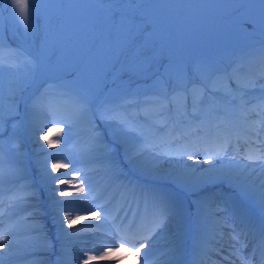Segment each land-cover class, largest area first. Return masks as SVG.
I'll return each mask as SVG.
<instances>
[{"label": "snow or ice", "instance_id": "obj_1", "mask_svg": "<svg viewBox=\"0 0 264 264\" xmlns=\"http://www.w3.org/2000/svg\"><path fill=\"white\" fill-rule=\"evenodd\" d=\"M11 3L10 15L17 32H20L22 26L21 35L25 41H33L35 51H29L21 44L9 43L14 37H0V76L5 80L8 77V95L7 98L4 95L0 102V196H3L4 185H8V195L0 199V209L3 210L0 211V229H3L0 230V264H5V256L17 258V264L20 260L23 264H46L39 257L56 244L60 245L59 255L63 257L64 239L76 236V233H69L65 228V222L68 226L74 222L65 205L79 204L82 199L79 194H84L83 199L86 201L79 210L91 211L93 206L98 209L95 215L99 219L93 227L105 228L106 237L111 235L120 240L118 248L105 249L102 245L92 249L97 255L85 252L86 258L82 264L108 260L113 252L118 251L138 258L143 256L145 261L152 257L155 264H159L157 241L170 230L172 221L180 215L184 198L189 194L195 195L196 188L204 193L209 187L217 189L220 186L229 190L227 195H234L241 202L252 201L259 207L261 217L259 224L255 225L233 201L235 214L243 227L240 232L233 230L229 234L231 240L239 242L244 238L242 247L247 248V237L258 232L259 243L253 246L247 256L242 255L241 248L236 244L230 245V248L242 264H257V260L259 264H264V139L260 138L264 135V40H258V46L251 48L225 69L212 72L210 77L215 78L210 79L208 84L183 86L171 95L145 101L146 111L156 120L163 121V124H149L148 115L140 123L139 115L134 117L127 111L132 105L125 106L104 96L106 91L116 87L115 82L108 83V77L118 70L121 57H124V64L128 66L119 69L121 74L117 79L123 80L130 73L140 70L136 63L128 64L126 55L147 31L144 29L139 35H134L137 30L133 21L137 17L114 14L121 15L112 44L115 62L107 77L101 79L97 76L87 86H81L78 83L62 82V77L42 76L35 54L39 51L41 36L33 28V0H11ZM256 6L260 17L259 31H264V0H250L248 3L231 6L237 9L232 14V25L239 40L244 39L245 28L256 30L250 18ZM36 23L39 25V20ZM74 75L71 73L70 77ZM222 82L227 83L222 88L216 86ZM33 88L34 91L25 99V93ZM250 95L256 100L251 107L252 101L247 99ZM20 103L24 104V115L27 118L21 121L20 126L26 123L36 133L37 140H43L46 135L45 121L64 125L68 129L61 140L45 141L48 147H53L54 143L56 146L72 143L75 136L79 135L74 129L81 122H87L91 126L88 156L91 162L102 166L108 177L105 187L95 191L87 179L88 173H84L86 179L80 182L77 196L71 202L57 199V196L65 195L64 190L51 188L52 196L49 199L54 231L49 234L47 226L28 225L29 235L23 244L13 239L18 225L11 222L12 217L18 214V210L37 208L34 201L38 184L54 183L60 177L52 176L45 164L43 170H37L40 172L39 181L33 179L31 184L19 183L21 179L27 178L24 175L27 169L19 151L20 126L11 122L19 117ZM237 112L245 118L254 115L259 121L252 125L251 135L245 137L244 142L248 147L243 153L238 143L240 137H235L234 144L233 136L228 131L230 117ZM37 117L41 118L38 124L33 122ZM9 124L12 130L5 139V127ZM101 126H104V131L97 134ZM158 133L164 135L158 136ZM39 147L43 151L44 145L40 144ZM47 155L54 157L52 153ZM214 160L222 164V167H211ZM76 163L79 161L53 163L51 169H68L71 165L75 170ZM201 163L210 165L203 171L211 175H196L198 170L195 165ZM113 186L115 194L108 197ZM89 196L92 206H87ZM97 200L102 202L96 203ZM114 201L116 207L114 212H110L109 208ZM188 207H194L191 201ZM101 212L104 216L100 215ZM30 218L37 219L38 213L32 212ZM75 219L79 220L80 217ZM5 221L9 223L6 225ZM56 264H63V260L58 259Z\"/></svg>", "mask_w": 264, "mask_h": 264}, {"label": "rangeland", "instance_id": "obj_2", "mask_svg": "<svg viewBox=\"0 0 264 264\" xmlns=\"http://www.w3.org/2000/svg\"><path fill=\"white\" fill-rule=\"evenodd\" d=\"M129 1L134 3V0H118L116 4L124 6ZM143 1L133 7L125 6L123 8L122 6L115 12V14H129L137 17L133 21L137 30L134 35H139L140 31L147 29L136 45L126 53L128 64L136 63L139 65L140 70L138 73L141 78H147V81L140 82L135 78V73H130L128 77L123 79L126 84L117 85L118 87L110 88L104 93L105 97L116 100L119 90L127 89L128 86L133 85V89L127 94L125 105L135 102L134 107H138L148 99L155 100L159 96L165 95V89L169 88L167 86L168 83L172 89L208 84L210 79L215 78L214 76L210 77L212 72L225 69L230 63L249 52L251 48L258 46V40H264V31H259L260 17L258 6L252 9L253 15L250 17L252 23L256 25V30L245 28L244 39L242 40H239L240 38L234 34L232 14L236 13L237 9L231 6L248 3L250 0ZM251 2H259V0H251ZM33 5V28L41 36V42L44 36L47 35L49 37L52 35L55 24L60 23L59 33L42 69L43 77H62V82L78 83L81 86H87L97 76L101 77V79L105 76L107 77L106 73L111 70V66L116 59L110 45L113 44L115 39L116 26L119 24L121 15H115L114 19L111 20L113 13L108 8L100 6L95 0H61L60 13H62V18L58 21L56 19L59 15V7L55 0H33ZM11 11V0H0V37H14L8 42L21 44L25 49L35 51L33 41H25L23 35H21L23 32L22 26L20 32H17L16 25L10 15ZM46 17L48 19L47 22L45 21ZM37 20H39V25L36 23ZM5 29H7V32H5ZM39 51L35 54L38 55ZM162 56L165 57L163 64H158L159 62L155 64L153 62L155 58L158 60L163 58ZM120 65L124 68L128 66L124 64V57H121ZM71 73H75V75L70 77ZM77 77L79 79H76ZM225 83L227 82L217 83L216 86L222 88ZM102 86L103 84L101 83L100 87ZM149 87L154 88L156 91L153 94H147L146 89ZM6 93L7 80L0 76V102H2ZM247 99L252 101L251 95ZM255 102L256 100L252 103V106L255 105ZM134 111L131 112L133 116L137 115L136 110ZM144 114L148 115L149 124H152L154 117L148 111H145ZM231 118L229 128L235 124V120L241 118L247 120L248 116L245 118L237 112ZM35 119L34 123L38 124L41 122L40 117ZM48 119L51 120V117ZM22 120L23 117L19 113V117L12 121L11 124L20 126ZM44 123V133L46 135H44L43 140H37L36 133L32 130L30 132L29 127L26 126L27 129H24L23 126L19 127V138H21L19 139V151L27 169L25 174H28V176L25 180L29 183H33V179L39 181L40 172L37 170H43V168L38 169L32 156L45 154L46 149L50 148L45 144V141L51 140L55 142L61 140L68 131L64 125L52 124L47 121ZM11 124L5 127V139H7L8 134L12 130ZM85 125L90 128L87 122H81L74 129V132H80V128L85 127ZM48 128H51V131H48ZM26 131L28 132V137L31 134L29 138L26 137ZM157 135L163 136L164 133H158ZM27 138L29 146L25 145ZM40 144L44 145L43 151L39 147ZM53 147L65 152L62 154L55 152L54 157H52L55 161L54 163L60 164L61 162L68 163L69 160L76 161V159L78 161L81 159V163H84L86 161L84 154L89 146L80 148L77 138H74L72 143L67 145L61 143L59 146L54 143ZM28 154L30 157L27 158ZM28 160H30V164ZM51 164L53 163L46 164L48 171L52 176H59L60 179L54 183L38 184L37 194L43 197L52 196L50 188H54L58 182L66 180L65 174H63L67 173L66 171H69L71 176H75L78 173L80 175V172L76 170L77 168L75 167L76 169L74 170L71 165L68 169L53 171ZM6 189L8 190L7 184L4 187V191ZM197 192H200L199 188L195 189V193ZM189 195L185 198H188ZM0 199L3 198L0 197ZM40 199L38 198L35 201ZM61 200L64 199L62 198ZM185 203L184 205L187 207L188 202L185 201ZM47 223H49V227H47L49 229L51 222ZM79 223H82V221ZM72 225L74 224L72 223ZM67 227L65 226V228ZM84 230V227L80 230L78 229L77 231L80 232H77L76 235L87 233ZM52 231L54 229L48 230V233L51 234ZM91 233H95V231ZM66 242L70 241L66 240ZM51 251L52 248L48 253ZM211 255L216 256L214 253Z\"/></svg>", "mask_w": 264, "mask_h": 264}, {"label": "bare ground", "instance_id": "obj_3", "mask_svg": "<svg viewBox=\"0 0 264 264\" xmlns=\"http://www.w3.org/2000/svg\"><path fill=\"white\" fill-rule=\"evenodd\" d=\"M60 1V0H59ZM116 1L118 0H107V3L114 7V8H120L123 5H117ZM138 1H143V0H138ZM54 2V1H53ZM144 2V1H143ZM117 5V6H116ZM133 3L129 2V6H132ZM47 17H46V22H47ZM55 38V32L51 36H44L41 42V48L40 51L37 55L41 69L43 68V63L45 60V56L47 55L48 51L51 50L52 48V40ZM117 71H115L111 77H108V83H112L113 81L117 80V77L120 75V66L117 67ZM237 118V117H236ZM238 121L235 125L237 129H251L247 127V123H250V126L252 127L253 124H255L252 120H245V119H237L235 122ZM261 139H264L262 136L260 137ZM232 154V153H231ZM230 154V155H231ZM185 163L191 164V161H185ZM210 165L206 163H201L195 165V168L198 170L196 175L200 176L203 175L205 177L211 175L209 172L203 171L204 169H208ZM213 168H220L222 167V164L217 163L215 160L213 161V165L211 166ZM86 169V170H84ZM84 169L80 170L82 173L80 175L75 174V176H71L69 171H66L67 174H65L66 180L63 182H58L54 188H59L65 191L64 196H57V198H63L64 201L71 202L73 201L76 196H77V188L80 186V182L82 180H85L86 177L84 176V173H88L87 179L91 181V185L93 190L95 191H100L102 190L108 180L107 175L105 174L104 169L102 166L100 167H95V166H86ZM99 169V171H97ZM95 171V172H93ZM51 189V188H50ZM198 189V188H197ZM211 190V187H209L206 192H209ZM219 190L222 192H228V189H223L221 186L217 189H213L211 191ZM86 192H88V189L86 187ZM71 193V194H69ZM205 193V192H204ZM115 194V191L113 188L108 192V197H111L112 195ZM202 194V195H201ZM82 199L80 200L79 204H71L68 203L65 205V207L68 209L69 214L74 218V225L68 226L67 223L65 222V226H68L67 232L71 233H77L80 231H77L78 229H82L83 225L85 224V227L88 229L87 233L84 232L83 235H76L74 237H68L64 239V255L63 257H60L59 252H60V245L56 244L55 247L52 248L51 252H46L43 254L39 259H43L46 264H56L58 259L63 260V264H82V260L86 258L84 255L85 252L88 253V255H97L98 253L93 252V248H98L101 247L102 245L106 249L107 247H119V237H113L111 235H108L107 237L104 235L106 232L105 228H95L93 225H95L98 221V217H96L95 213L96 211L94 210L95 207H92L91 211H82L79 210L81 205H85L86 201L83 199L84 194H79ZM221 195H216V199L221 198ZM197 198H200L203 196V193H196L195 195ZM6 197V196H5ZM39 198V197H38ZM37 198V199H38ZM50 197H44L41 198L39 201H34L38 207L33 209L31 207H27L26 210H18V214L12 217L11 222L17 224V229L15 232V235L13 237L14 241H18L21 244L28 238V231H27V226L28 225H37V226H47L49 227V223L51 222L50 229L52 228V212H51V207H50ZM203 198V197H202ZM188 199V198H187ZM102 201L97 200L96 203H99ZM208 200L204 199L202 201V205H207ZM200 204V203H199ZM197 204V205H199ZM221 205H226L228 207V203L225 199L220 203ZM113 205H116V202L114 201ZM210 205V203H209ZM87 206H92L91 202V197H88L87 201ZM198 207H201L199 205ZM229 208V207H228ZM76 209V210H74ZM211 210L205 211V212H200L199 210H193L191 209H186L183 206V209L171 223V228L168 232H166L158 241L157 243H160L163 239L169 238L170 243L168 244V247H173V250H177V247L179 246V242H173L171 241L172 235L176 234L175 236L179 235L180 237L183 235V240L182 243L185 241L191 242L192 245L202 247V245H205L206 247L204 248L205 250H208L207 246L210 248V250H218V247L222 248L223 244H231L230 242L232 241L230 238V231L229 227L225 226L226 219L225 217H222L220 215H217V212L219 210L214 209L213 207L210 208ZM187 210H190L191 212V218L189 221L185 220V212ZM223 210V209H221ZM0 211H3L0 209ZM32 212H37L38 213V218L37 219H31L30 214ZM113 212V211H111ZM63 214L61 213V216ZM79 216L80 219L76 220L75 217ZM82 221V223H79ZM9 221H5V224L7 225ZM76 224V225H75ZM172 224L176 225L177 229L173 230L172 229ZM185 225V226H184ZM205 226V227H202ZM81 227V228H80ZM50 229H47L50 230ZM3 230V229H0ZM95 233H91V232ZM191 234L190 237H188V234ZM70 238V239H69ZM70 241V242H66ZM202 240H208V243H202L200 242ZM206 242V241H205ZM221 243V244H220ZM164 243L161 245H157L156 249V254L159 257V262L164 261L165 258L168 255H164L163 249L164 248H159L158 246L164 247ZM189 250H197L195 247H190L188 248ZM7 251V249L5 250ZM187 254H190L187 252ZM191 259H193L194 263L191 262V264H217L216 259L210 258L209 254L203 253L198 260H194L193 255L190 254ZM205 256H209L208 258H204ZM169 259V257H168ZM146 262V261H143ZM149 262H154L153 258L150 259ZM232 262V261H231ZM236 262V261H233ZM239 263V262H238ZM5 264H17V258H9L5 256ZM18 264H23V261L20 260L18 261ZM93 264H138V262L134 259V256L128 254L127 252L124 251H118V252H113L111 254V258L108 260H103V261H95ZM139 264H148V263H142V260H139ZM240 264V263H239Z\"/></svg>", "mask_w": 264, "mask_h": 264}, {"label": "trees", "instance_id": "obj_4", "mask_svg": "<svg viewBox=\"0 0 264 264\" xmlns=\"http://www.w3.org/2000/svg\"><path fill=\"white\" fill-rule=\"evenodd\" d=\"M8 79V77L6 76V80ZM31 91H34V88L31 90ZM7 94L5 95V97L7 98ZM7 101V100H6ZM26 117H25V121H26ZM36 119H34L33 122H35ZM25 127L27 126V124L25 123L24 124ZM28 127V126H27ZM29 131L31 132V129H29ZM31 136V134H30ZM20 139V138H19ZM55 152L57 153V149L54 148V147H50L48 149H46V152L45 154H37L36 156H32V159L33 161L36 163V166L38 168L42 167L44 164H47V163H54V160L52 159V157H49L47 154L48 153H52V154H55ZM53 161V162H52Z\"/></svg>", "mask_w": 264, "mask_h": 264}, {"label": "water", "instance_id": "obj_5", "mask_svg": "<svg viewBox=\"0 0 264 264\" xmlns=\"http://www.w3.org/2000/svg\"><path fill=\"white\" fill-rule=\"evenodd\" d=\"M58 3H59V0H58ZM55 34H57V32H55ZM52 42H53V40H52ZM46 57V56H45ZM26 94V93H25Z\"/></svg>", "mask_w": 264, "mask_h": 264}]
</instances>
